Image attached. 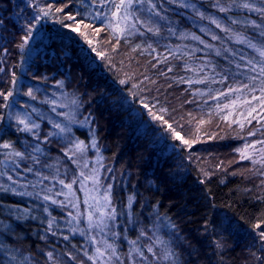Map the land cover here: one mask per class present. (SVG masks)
Masks as SVG:
<instances>
[{"label": "trees", "instance_id": "16d2710c", "mask_svg": "<svg viewBox=\"0 0 264 264\" xmlns=\"http://www.w3.org/2000/svg\"><path fill=\"white\" fill-rule=\"evenodd\" d=\"M188 1L198 10L141 0L126 7L125 20V8L116 14L122 0H0V264H59L56 252L85 264L90 232L79 216L88 207L81 189L74 209L41 204L12 183L38 180L53 162L78 186L77 172L92 178L95 197L106 196L109 235L123 257L127 238L141 264H264V179L230 156L249 130L224 118L219 94L232 78L218 77L231 68L226 34L246 28L245 16L261 26L264 0H251L257 15H242L239 0ZM185 37L201 43L182 51ZM19 83L18 107L31 93L46 103L36 105L45 115L66 96L70 131L57 136L42 121L29 134L7 123ZM176 132L193 139L179 143ZM36 144L45 156H36ZM1 149L11 152V170L2 167Z\"/></svg>", "mask_w": 264, "mask_h": 264}, {"label": "rangeland", "instance_id": "374dc122", "mask_svg": "<svg viewBox=\"0 0 264 264\" xmlns=\"http://www.w3.org/2000/svg\"><path fill=\"white\" fill-rule=\"evenodd\" d=\"M176 1L179 5L186 7V9L189 11L198 10L197 5L192 3V1ZM125 2L126 0H124V3ZM131 3L132 4L130 6H125L131 7L133 5H141V0H131ZM251 3V0H239L238 2H234V5L236 8L238 7L237 9H239L240 12L242 11V15H257V13L260 11L258 8L256 9V6H251ZM245 5H248V7H245ZM119 10L120 8H117L116 14L119 12ZM241 19L245 22H243L241 26L244 27L246 24V28L238 33L229 32L226 34L227 37H225L229 39V44L231 47H228L229 56L231 57V62H228V67L231 68L230 73H227L226 75H219L218 77L226 79L229 75L232 78L229 81L232 83L219 94L220 100L225 101L222 103L220 102L221 111L225 113L224 118H226L230 123L235 124V126L243 131H246V129L247 131L249 130L247 135L242 136V141L238 140V142L241 144L238 149L234 150L236 151V154L231 153L230 156L237 155L238 157L236 156L233 158H236L239 162H244L242 163L244 164L242 167L246 173H248V170L252 173L254 171L259 173L264 179V107L261 106V100H264V96H262V89H264V75L260 73V68L264 67V56L261 55V52L264 51V22L263 24H260L261 26H255V22L252 21L248 16H245V18ZM213 37L214 36L212 35L211 42L216 45V41ZM198 39L199 38L196 37H185L183 39L180 38L179 43H183L179 45L180 50L183 49L182 51H192L191 45L194 46L197 44V42L201 43L200 39ZM221 41L223 40H220L219 43ZM203 44L204 47L209 51H211L212 47L214 46L213 44H209L208 46L205 43ZM226 46H228V44ZM223 47H225L224 43L219 46V48ZM253 69H255V71H253ZM25 70L26 67L23 66L22 72H25ZM253 77H255V79H253ZM18 86L19 87L16 88L15 95L8 103L6 114L7 123H17L23 132L29 134L38 131L41 127L40 124L42 121L48 122L57 136L63 137L65 133L70 131L71 124L69 121V108L72 104L69 103L67 98H65L66 96L63 97V103L60 100L61 98L53 100L54 103L49 106V113L45 115L43 110L38 109L36 105L43 107V105H46V103L43 104L42 102L37 101L30 94L25 95L29 101H26L24 106L18 107L19 105L17 103L20 101L19 97L24 95L21 93L20 83ZM229 89H240V91H229ZM234 101L235 103L233 104ZM225 105H228V107H225ZM250 112L251 115H249ZM21 120H23L25 123H21ZM25 124L28 125L30 130L25 129ZM34 125L36 127H34ZM57 125H59V127H57ZM61 129H63V131H61ZM179 134L182 139H177L175 136V139L179 141V143H184L185 140L190 142L191 139H193V137L191 138L192 135L190 132L187 134L188 138H183V134ZM213 140L214 139H208L204 140L203 142L207 144ZM1 152L3 156H5L2 160V167L4 170H11V168H14L11 152L5 149H1ZM36 152L38 154L36 156H45V153L42 151V145L36 144ZM233 161H235V159H230V161L228 160L229 169L232 168ZM238 161L237 163H239ZM200 165L202 170H205L206 172L209 170L212 173L213 166L202 161ZM223 168L227 170V166H224ZM45 170H47V175H40L38 180L35 179L23 181L24 177L17 176V179L19 178L20 181L14 182V180H12L14 186H17V190L15 191L16 193L19 191L20 194L31 199H33L32 196H34L38 198L37 201L41 202V204L56 206L64 203V205L70 204V207L75 209L79 208L80 206L72 195L76 187L81 189L82 193L86 195L85 201L88 202V207L84 216L79 213L77 214L81 216L90 232L89 238L87 237V242L90 243L88 245L89 248L84 247L85 249L87 248L86 250L90 249L89 255L86 252L84 253L83 260L85 261V264H141L140 257L137 255V253H135L133 245H131L127 238V241H125L126 245L124 246V253H126L125 257H123V254L115 249L117 247L113 242L114 236L111 237L109 235V232L111 231L109 223L112 220L113 215L111 214V216L107 212L108 206L106 204V196L104 199L102 194L99 193L100 198L95 197L97 192L92 188V178L87 177L86 175L84 176V174L81 172H77L80 177L83 175V179L80 181L82 182V185L79 183L78 186L76 180H73V177L67 173L68 170L63 169L57 162H53L52 164L48 165ZM3 175L8 178L6 171ZM61 181L63 183H61ZM68 185H71V188H69ZM26 187H32V189L26 190ZM31 211L32 210L25 211L24 214L22 213V216L29 218ZM73 223H76V220H73ZM150 239L155 245V240L151 237ZM109 245L111 247H109ZM149 245L151 246V244ZM148 248H150L151 253L152 247ZM153 248L155 247L153 246ZM97 249H99V252ZM163 250L165 251V249ZM101 253L103 255H101ZM54 256L56 257L59 264H69V261L66 263V260L61 258V254L58 252L54 253Z\"/></svg>", "mask_w": 264, "mask_h": 264}, {"label": "snow or ice", "instance_id": "6c2138e0", "mask_svg": "<svg viewBox=\"0 0 264 264\" xmlns=\"http://www.w3.org/2000/svg\"><path fill=\"white\" fill-rule=\"evenodd\" d=\"M127 5H128V6L131 5V0H127ZM116 7H117V8H125L124 19L127 20L129 13H128L127 10H126V6H125V3H124V0H122V3H121L120 5H116ZM245 7H248V5H245ZM222 10H223V9H222ZM42 11H43V10H42ZM56 11H61V9H56ZM49 14H50V10L44 12V15H45V16H47V15H49ZM114 15H115V13H114ZM68 19L73 20L74 18L71 17V16H69ZM39 22H40V21L37 19V20H36V23H39ZM213 22L215 23V21H213ZM86 27H87V26H86ZM128 27L134 29V28H135V23L129 25ZM217 27H219V25H217ZM73 30H76V29H73ZM117 30L120 31L121 33L124 32V29H121V28H119V27H118ZM149 31H151V29H149ZM30 32H31V26L29 27V33H30ZM28 38H29V37L26 36V37H25V40H27ZM213 38L215 39V37H213ZM261 55L264 56V51L261 52ZM253 71H255V69H253ZM260 73H261L262 75H264V67H261V68H260ZM253 79H255V77H253ZM229 91H240V89H229ZM29 94H31V93H29ZM262 96H264V89H262ZM254 98H255V97H254ZM234 103H235V101L233 102V104H234ZM261 106L264 107V100H261ZM145 107H147V105H145ZM225 107H228V105H225ZM249 115H251V112L249 113ZM20 122H21V123H25L23 120H21ZM34 127H36V126L34 125ZM57 127H59V125H57ZM169 128H171L170 125H169ZM25 129H26V130H30V129L28 128V125H27V124H25ZM61 131H63V129H61ZM173 131H174V129H173ZM175 134H176L177 139H182V137L180 136V134H179L178 132L175 133ZM184 143H185V144H188L189 141L185 140ZM4 147H8V145H5ZM77 147H79V146H77ZM16 155H20V153H16ZM61 183H63V182L61 181ZM68 187L71 188V185H68ZM257 227H259V225H257ZM261 236L264 237V232H261ZM109 247H111V246L109 245ZM97 251L99 252V249H97ZM101 255H103V254L101 253Z\"/></svg>", "mask_w": 264, "mask_h": 264}]
</instances>
